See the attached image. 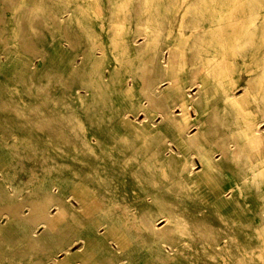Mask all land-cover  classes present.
Masks as SVG:
<instances>
[{"label": "bare ground", "instance_id": "1", "mask_svg": "<svg viewBox=\"0 0 264 264\" xmlns=\"http://www.w3.org/2000/svg\"><path fill=\"white\" fill-rule=\"evenodd\" d=\"M22 1L37 12L39 0L7 3ZM85 2L96 15L109 5ZM195 2L196 23L170 44L147 23L126 25L120 51L141 71L120 79L109 48L67 32L62 15L53 48L29 31L10 50L0 30L21 84L66 90L35 107L0 103V117L38 118L0 120V264H251V237L264 246V220L249 215L264 214V0ZM135 3L131 19L145 20ZM118 96L125 133L90 132L106 120L77 108Z\"/></svg>", "mask_w": 264, "mask_h": 264}, {"label": "rangeland", "instance_id": "2", "mask_svg": "<svg viewBox=\"0 0 264 264\" xmlns=\"http://www.w3.org/2000/svg\"><path fill=\"white\" fill-rule=\"evenodd\" d=\"M135 1V0H134ZM196 0H136V5L139 8V15H147L145 20L131 19L132 16V4L133 0H108V6L98 8L99 14L87 6L85 0H39L36 7L37 12L30 10L32 7L26 2H19L17 4H9L7 0H0V30L6 35V39L9 43L10 50L17 47V41L27 40L32 35L26 34L29 31L36 34L35 37L39 41L45 39L54 40L55 43L50 44V48H53L56 41L62 40V35H59L60 29L58 27H52L51 18L54 15L64 16V26L66 31L73 33L75 31L84 30V37L91 42H95L98 45H102L109 48V67H116L118 79H120V69L127 70L131 73H139L140 67L137 66V56L134 53L121 52L120 45L123 37V31L126 25H138L141 23H147L149 31L156 39H164L166 43L170 44L174 39L183 38L186 31L187 23H196L193 16L197 14V10L189 11L188 8L191 4L197 8ZM195 2V3H191ZM101 12L107 13V16L100 17ZM193 17V18H191ZM48 26V27H46ZM50 29L51 33L44 35V30ZM53 30V31H52ZM164 34V35H163ZM1 38V37H0ZM1 49V44H0ZM100 53V51H98ZM16 52H8L7 56L0 55V61L2 66L0 68V97L4 100L0 103L6 104L7 108H11L13 105H21L23 108L35 107L41 105V97L47 94H57L62 96L65 93L64 86L57 85L51 87L48 91H39L36 89H29L25 85L21 84L17 75L12 70V64L17 60ZM36 64H39L38 59H34ZM126 67H120V64ZM109 87H111L109 85ZM108 87V88H109ZM15 97L11 99L10 97ZM170 100L174 99L175 95L173 90L169 91ZM22 97V99H19ZM67 99V98H66ZM65 100V99H64ZM49 108L53 105L51 102ZM120 97L115 99H106L92 102V112L78 107L77 110L81 113L84 119L88 118H103L106 120L102 124L103 130H90V132L111 135L125 133V130L121 127L118 121V112L121 109ZM177 106V105H176ZM62 107V106H61ZM12 109V108H11ZM62 109H64L62 107ZM86 113V114H85ZM97 113H104L102 116H98ZM5 117H0V120H6L9 123L22 127L29 126L32 121H36L38 118L33 112L30 116L20 118L15 112L4 113ZM98 116V117H97ZM143 117V116H142ZM62 120V125L68 127L66 120ZM159 120V119H158ZM157 120V121H158ZM194 121H190L193 124ZM264 127V125H262ZM65 130H67L65 128ZM195 132L194 129L191 133ZM42 139L43 133L34 134ZM41 140V139H40ZM7 149L0 147V156H4V152ZM253 157V155H251ZM250 166L252 168L258 167L255 164L254 158H251ZM264 169V167L262 168ZM22 178H26V175H22ZM15 184V183H13ZM9 188L11 186L9 185ZM253 207H256L253 205ZM249 215L252 217L253 223L262 222L263 215L257 209L250 211ZM5 221V220H4ZM165 222L160 223L161 225ZM261 239L252 236L251 248L249 251L252 258L251 264H262L258 255L264 253V246L259 242Z\"/></svg>", "mask_w": 264, "mask_h": 264}]
</instances>
